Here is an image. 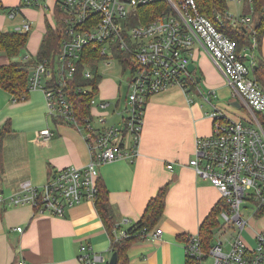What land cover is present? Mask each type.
Listing matches in <instances>:
<instances>
[{"label": "built area", "instance_id": "2783aa9c", "mask_svg": "<svg viewBox=\"0 0 264 264\" xmlns=\"http://www.w3.org/2000/svg\"><path fill=\"white\" fill-rule=\"evenodd\" d=\"M23 1L27 6L51 8L54 15L57 11L61 16L65 37L57 55L60 63L52 65L45 57L34 64L29 84L30 88L43 90L51 116L73 123L82 133L90 160L84 166L59 168L41 185L23 182L21 188L9 196L0 194V203L8 206L30 204L37 214L63 216L82 201H94L100 165L115 159L131 162L138 156L149 97L174 84L188 92L195 81L194 70H190L188 64L193 62V48L199 43L222 70L240 108L247 109L250 116L235 119L213 106L209 112L213 125L211 133L196 139L189 165L198 176L219 189L220 197L224 199L218 216L223 219L222 231L226 223L236 226L238 235L229 239L231 246L224 251L223 241L212 243L209 250H205L198 232L189 233L184 241L186 260L201 264L203 259L212 256L213 264H264V127L257 117V113H264V87L253 75L257 34L252 15H235L227 10L207 15L199 10L196 0ZM159 1H164L167 8L144 17L140 7ZM16 13L8 12V16L12 18ZM224 17L232 24L249 26L250 46L238 49L237 42L220 28ZM31 26V22L25 20L17 29L29 31ZM92 46L104 56L97 62L103 61L107 65L113 61L123 64L116 49L127 53L126 67L130 68L131 74L123 108L117 107L116 102L94 97L90 102L91 116L81 124L64 86L74 77L77 61L89 53ZM93 52L94 49L88 55L89 63L84 69L86 77L91 76L90 66L96 62ZM32 57L31 54L21 55L26 61ZM55 73L60 76L59 81L54 77ZM209 96L211 93L203 94L210 102ZM110 107L118 123H109L108 113L103 112ZM94 121L96 125H93ZM40 133L44 138L51 136L48 128ZM167 167L172 169L173 164H167ZM242 209H247L249 215L245 216ZM251 219L256 224H251ZM247 225L253 230V245L247 244L241 235ZM17 229L21 230V227ZM160 233L161 228H157L149 235L155 237ZM123 235L126 231L119 230L117 237ZM79 259L84 264L102 260L98 254L91 253L87 245L81 246ZM18 264L25 263L21 260Z\"/></svg>", "mask_w": 264, "mask_h": 264}, {"label": "crops", "instance_id": "0c3cea01", "mask_svg": "<svg viewBox=\"0 0 264 264\" xmlns=\"http://www.w3.org/2000/svg\"><path fill=\"white\" fill-rule=\"evenodd\" d=\"M22 2L0 0L8 7ZM38 9L40 15L27 5L20 6L12 18L8 12L7 17L0 14L3 30L15 29L25 20L35 23L22 54H36L46 21L52 22L43 8ZM8 61L0 51V65ZM192 61L200 78L192 89L199 96L193 95L192 89L186 93L176 84L150 96L138 156L131 162L115 159L99 167L119 226L116 233L139 220L148 200L168 184L164 211L156 226L161 233L134 241L128 249V264H186L185 236L198 232L201 221L220 198L219 189L189 165L196 139L209 135L213 126L211 110L205 111L200 99L211 93L212 97L220 94L223 100L231 94V105L240 108V102L222 70L199 43L193 48ZM98 96L110 102L123 100L119 85L109 77L100 81ZM4 125L9 129L3 131ZM45 128L51 131L49 138L40 133ZM89 160L82 133L73 123L48 113L41 88H29L26 97L15 99L0 87V194L7 197L26 181L41 185L59 168L84 166ZM170 163L172 169L167 167ZM111 243L92 200L72 206L63 216L37 214L30 204L0 203V264H18L21 260L25 264H84L79 259L82 245L101 256L96 264H108Z\"/></svg>", "mask_w": 264, "mask_h": 264}, {"label": "trees", "instance_id": "16d2710c", "mask_svg": "<svg viewBox=\"0 0 264 264\" xmlns=\"http://www.w3.org/2000/svg\"><path fill=\"white\" fill-rule=\"evenodd\" d=\"M199 10L207 15H212L215 11L227 10V0H196ZM252 4L249 10L242 14H251L252 22L257 34V48L255 52L256 64L253 66V75L257 81L264 87V56L257 53V49L261 50L262 41L264 39V0H251ZM20 6H26L23 2L15 7L2 6L0 9L6 12L20 10ZM253 7V10L251 9ZM167 8L164 1L156 3L145 4L140 7L141 13L145 17L150 12L153 14L158 13L160 10ZM145 20V19H144ZM223 23L220 24V28L237 42L239 50H242L245 46H250L252 43L251 31L246 24H232L228 17L223 18ZM29 31H21L17 28L10 30L0 29V51H3L9 58L8 63L0 65V87L10 92L15 99L24 98L28 95V89L30 88L29 77L31 70L37 62L42 61L45 57L50 60L52 65L60 63L57 58L58 52L61 48V43L65 37L63 24L61 22L52 23L46 21L45 31L41 39L39 48L36 54L29 60L19 58L22 55V51L25 49L28 42ZM92 49L94 52L92 55L96 56V62L92 63L91 76L86 77L84 75V69L89 63L90 57L88 56ZM89 49V53L84 54L76 63L77 69L74 77L67 80L65 89L69 93V98L73 104L76 112V117L82 123L85 118L91 116V99L94 98L99 92V84L102 80V75L98 72L97 61L104 58L99 52L95 51L92 46ZM117 57L121 58L123 68L128 66L127 53L122 50L116 49ZM195 75V81L191 83L190 88L197 86V73L193 71ZM54 77L59 81L61 78L56 73ZM84 88L85 90H79L78 88ZM190 88L187 90L190 91ZM126 94L124 96L125 101ZM116 106H121V101H116ZM257 117L264 127V113H257ZM55 119H61L60 117L53 116ZM9 129L7 125L2 126V130ZM168 191V184L161 186L157 193L152 196L144 209L142 216L129 228H127L126 235L117 237V224L115 219V212L109 199L108 189L104 183V180L99 177L98 179V191L94 200L97 212L104 223V226L111 238V249L117 251L118 258L116 264H128V249L132 243L136 240L147 237L151 232L156 229L158 220L161 218L164 207L165 199ZM224 204V199L219 198L218 202L213 206L209 214L201 221L199 225L198 234L201 240V244L205 250H209L212 245L213 230L221 226L220 218L218 214L221 206ZM188 235V234H187ZM186 235V236H187ZM185 236V237H186ZM186 264H191L186 260Z\"/></svg>", "mask_w": 264, "mask_h": 264}, {"label": "rangeland", "instance_id": "374dc122", "mask_svg": "<svg viewBox=\"0 0 264 264\" xmlns=\"http://www.w3.org/2000/svg\"><path fill=\"white\" fill-rule=\"evenodd\" d=\"M23 4L27 5L24 3V1H23ZM28 6H30L31 9L36 10V14H38L39 6H32V5H28ZM250 6H251L250 0H240L239 2L236 0H227V11H229L230 13L235 14V15L242 14L246 10L248 11ZM41 8H43V10H44L43 13L45 15H47V17L49 18V20L52 21V23H56V21L58 23L60 22L61 16L59 15V13L57 11L55 12V15H54L51 8H45V7H41ZM0 14H4V16L7 17L6 16L7 13L3 9H0ZM38 15H40V14H38ZM34 25H35V23H33L31 30H33ZM31 30H30V32H31ZM258 52L264 56V39L262 41L261 51L257 49V53ZM97 65H98V72L102 75V79L108 78V77L112 78L119 85L120 93H121V96L123 97V100H121V106L120 107H123L124 96L127 92V84H128L127 80L129 79L130 74H131L130 68L129 67L123 68V66L118 61H113L109 65H107L103 61H101V62L97 63ZM200 86L205 89L203 82L200 83ZM191 89L192 88H190V90ZM192 94L195 95L196 97L199 96V95H197V93L195 91H193V89H192ZM95 97L100 98L98 96V94ZM231 99H232L231 94L229 95V97H227L223 100L221 99L220 94H217L216 97H212V96L210 97L211 102L205 100L204 97H202L200 99V101L203 102V105H204L203 107H204L205 111H207V110L210 111V110H212L213 106H217V107L221 108L223 111L225 109L227 111H229V114L232 116V118L243 119V118H247L248 116H250V113L248 112L247 109L236 108L235 106L231 105ZM113 102H114V100H113ZM112 110H113V108L110 107V108L104 110L103 112L108 113V117L110 118L109 123H113V122L118 123L117 118L112 114ZM259 113H261V112H259ZM92 123H93V125L97 124L96 121H94ZM242 211H243L245 216L249 215V212L247 211V209H242ZM218 216H219V214H218ZM220 222L223 224V219L221 217H220ZM250 222H251V224H256V222L253 221L252 219L250 220ZM222 224L220 227H217L213 230L212 243L223 241V250L228 251L230 246H231L229 239H232L234 236L238 235V230H237L236 226L233 227L232 225L225 223L224 224L225 230L222 231V228H221ZM241 233H242L241 235H243V238L247 242V244L253 245V243H255V240L253 238V230L250 226L247 225L241 231ZM201 264H213V257L212 256L206 257L205 259H203L201 261Z\"/></svg>", "mask_w": 264, "mask_h": 264}, {"label": "water", "instance_id": "95a60500", "mask_svg": "<svg viewBox=\"0 0 264 264\" xmlns=\"http://www.w3.org/2000/svg\"><path fill=\"white\" fill-rule=\"evenodd\" d=\"M188 68H189L190 70H194V69L196 68L195 63H194V62H189V64H188ZM199 80H200V78L197 77V81H199ZM238 105H239V104L237 103V106H238ZM117 258H118L117 251H113V252L111 253V256H110L109 260H108V264H116V263H117Z\"/></svg>", "mask_w": 264, "mask_h": 264}]
</instances>
